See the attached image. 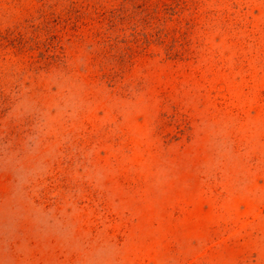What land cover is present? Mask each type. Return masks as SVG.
Segmentation results:
<instances>
[{"label": "rangeland", "instance_id": "rangeland-1", "mask_svg": "<svg viewBox=\"0 0 264 264\" xmlns=\"http://www.w3.org/2000/svg\"><path fill=\"white\" fill-rule=\"evenodd\" d=\"M0 264H264V0H0Z\"/></svg>", "mask_w": 264, "mask_h": 264}, {"label": "trees", "instance_id": "trees-1", "mask_svg": "<svg viewBox=\"0 0 264 264\" xmlns=\"http://www.w3.org/2000/svg\"><path fill=\"white\" fill-rule=\"evenodd\" d=\"M141 36L144 39V42L146 43H151L157 41L159 45H161L165 49V54L167 59H173L175 58L176 54L172 53V49L176 43V41H173L172 44H168L167 37L169 36V32H163V29L158 30L155 34H148V33H143ZM140 39L137 38L136 36V42L139 41ZM107 39L103 40V44H107ZM124 42V41H122ZM102 77L105 79H108V81H112L111 77H113V72L103 71Z\"/></svg>", "mask_w": 264, "mask_h": 264}]
</instances>
